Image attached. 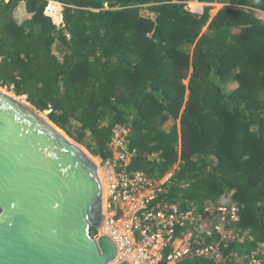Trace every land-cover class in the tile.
I'll return each mask as SVG.
<instances>
[{"label":"trees","instance_id":"16d2710c","mask_svg":"<svg viewBox=\"0 0 264 264\" xmlns=\"http://www.w3.org/2000/svg\"><path fill=\"white\" fill-rule=\"evenodd\" d=\"M191 1L0 0V87L103 162L121 141L128 174L177 167L160 200L202 243L236 204L220 248L239 264L264 255V0Z\"/></svg>","mask_w":264,"mask_h":264},{"label":"water","instance_id":"95a60500","mask_svg":"<svg viewBox=\"0 0 264 264\" xmlns=\"http://www.w3.org/2000/svg\"><path fill=\"white\" fill-rule=\"evenodd\" d=\"M48 121L0 91V264H112L96 158Z\"/></svg>","mask_w":264,"mask_h":264},{"label":"built area","instance_id":"2783aa9c","mask_svg":"<svg viewBox=\"0 0 264 264\" xmlns=\"http://www.w3.org/2000/svg\"><path fill=\"white\" fill-rule=\"evenodd\" d=\"M118 146L121 151L113 160L98 159L107 187V208L104 225L95 236L108 234L115 240L120 255L112 264L123 259L132 264H180L195 258L223 264L220 244L228 239L226 227L239 221V207L225 204L215 208L218 221L210 229L204 228V233L217 239L202 243L192 230H181L188 220H195L192 212L182 213L177 205L160 200L177 167L156 179L143 172L128 174L124 169L132 156L121 141ZM239 264H264V255Z\"/></svg>","mask_w":264,"mask_h":264},{"label":"rangeland","instance_id":"374dc122","mask_svg":"<svg viewBox=\"0 0 264 264\" xmlns=\"http://www.w3.org/2000/svg\"><path fill=\"white\" fill-rule=\"evenodd\" d=\"M197 0H194V1H191V2H189L188 3V6H189V8L191 9V10H195L193 7H192V5L191 4H193V6L195 7V8H199L201 5H202V10H203V8L205 7V6H207V5H209V4H206V3H200V2H197ZM198 3H200V4H198ZM51 6L52 7H54L55 6V3H51ZM210 6H212L213 7V9L210 11V14H211V16H214L216 13H217V11L222 7V5L221 4H217V3H214V4H211ZM63 11H64V7H63V5H61V21L60 22H55L57 25H62V23H63ZM196 11V10H195ZM198 11V10H197ZM200 12V11H199ZM53 19V18H52ZM54 21V20H53ZM0 88H2V87H0ZM2 89H4V88H2ZM5 91H7V92H9V93H12V94H14L15 95V93L14 92H12V91H9V90H7V89H4ZM17 96V95H16ZM27 101V100H26ZM45 114H47V113H45ZM47 116V115H46Z\"/></svg>","mask_w":264,"mask_h":264},{"label":"bare ground","instance_id":"6f19581e","mask_svg":"<svg viewBox=\"0 0 264 264\" xmlns=\"http://www.w3.org/2000/svg\"><path fill=\"white\" fill-rule=\"evenodd\" d=\"M0 91L8 93L9 95H11L12 97H14L15 99L20 100V101H21L24 105H26V106H31V105L28 104L26 101L22 100L20 97L14 95V94H12V93H9V92H7V91L1 89V88H0ZM48 123L51 124L52 126H54L50 121H48ZM54 127L57 128L56 126H54ZM57 129H58V128H57ZM59 131H60V130H59ZM62 133H63V132H62ZM63 134H64V133H63ZM65 136H66V135H65ZM95 161H96L97 164H99V160H98L97 158L95 159ZM99 167H100V166H99ZM99 175H100V177H101V180H102L103 185H104V188H105V214H106V208H107V191H106V189H107V187H106V183H105L104 173H103V170H102L101 168L99 169Z\"/></svg>","mask_w":264,"mask_h":264},{"label":"clouds","instance_id":"9594fccd","mask_svg":"<svg viewBox=\"0 0 264 264\" xmlns=\"http://www.w3.org/2000/svg\"><path fill=\"white\" fill-rule=\"evenodd\" d=\"M197 2H199V1L197 0ZM192 11H195V10H192Z\"/></svg>","mask_w":264,"mask_h":264}]
</instances>
